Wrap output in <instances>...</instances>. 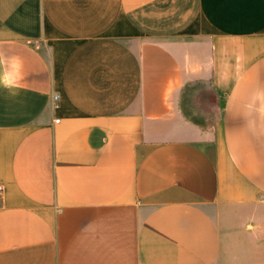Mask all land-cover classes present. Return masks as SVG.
I'll list each match as a JSON object with an SVG mask.
<instances>
[{
    "label": "crops",
    "instance_id": "crops-1",
    "mask_svg": "<svg viewBox=\"0 0 264 264\" xmlns=\"http://www.w3.org/2000/svg\"><path fill=\"white\" fill-rule=\"evenodd\" d=\"M0 81V264H264V0H0Z\"/></svg>",
    "mask_w": 264,
    "mask_h": 264
},
{
    "label": "built area",
    "instance_id": "built-area-1",
    "mask_svg": "<svg viewBox=\"0 0 264 264\" xmlns=\"http://www.w3.org/2000/svg\"><path fill=\"white\" fill-rule=\"evenodd\" d=\"M53 98H54V99H56L57 97H56V96H54ZM0 191H1V189H0Z\"/></svg>",
    "mask_w": 264,
    "mask_h": 264
},
{
    "label": "clouds",
    "instance_id": "clouds-1",
    "mask_svg": "<svg viewBox=\"0 0 264 264\" xmlns=\"http://www.w3.org/2000/svg\"><path fill=\"white\" fill-rule=\"evenodd\" d=\"M0 82H2V81H0Z\"/></svg>",
    "mask_w": 264,
    "mask_h": 264
},
{
    "label": "rangeland",
    "instance_id": "rangeland-1",
    "mask_svg": "<svg viewBox=\"0 0 264 264\" xmlns=\"http://www.w3.org/2000/svg\"><path fill=\"white\" fill-rule=\"evenodd\" d=\"M241 224V223H240Z\"/></svg>",
    "mask_w": 264,
    "mask_h": 264
}]
</instances>
